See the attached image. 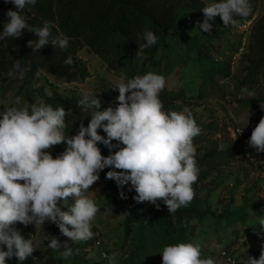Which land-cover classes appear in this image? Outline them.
Segmentation results:
<instances>
[{"label":"rangeland","instance_id":"obj_1","mask_svg":"<svg viewBox=\"0 0 264 264\" xmlns=\"http://www.w3.org/2000/svg\"><path fill=\"white\" fill-rule=\"evenodd\" d=\"M262 15L259 9L252 20L237 19L236 26L228 27L216 16L210 21L211 32H204L198 26L204 20L203 13L183 9L177 18L178 30L160 39L157 55L138 57L122 74L126 79L128 71L135 75H162L166 80L163 90L183 93L172 108L164 111L188 108L205 136V143L198 144L196 150L202 145L211 148L223 144L234 154L231 160L212 167L197 165L200 171L193 185L195 197L175 213L170 214L162 200L154 205L134 199L141 213L161 208L163 214H170V230L131 221L136 211L131 196L136 193L130 183L122 188L116 181L110 183L103 176L105 168L99 173V181L86 193L99 205L92 222L93 238L72 243L54 223L46 222L42 228L29 224L26 227L37 245L36 264H109L105 253L117 254L115 264H162L165 246L188 242L199 246L202 258L223 264H243L249 256L259 259L264 248V229L260 224L264 219V153L249 147L248 140L264 116V76H257L254 82L247 76L252 70L248 54L251 29ZM79 57L81 74L70 83L57 81L43 71L24 73L23 78L18 73L0 74V111L14 106L17 96L21 97L20 106L37 103L47 95L46 90L80 99L85 93L94 96L108 89L118 90L115 87L121 75L88 48L81 50ZM245 89L255 95L248 96ZM238 130H243L240 135ZM234 133L239 135L235 140ZM121 191L126 199L120 197ZM59 206L62 211L67 210L62 201ZM236 212L241 215L227 218ZM174 214L182 216L183 223ZM184 223L187 227L182 229ZM44 234L57 237L62 244L68 242L75 254L62 259L47 247L48 241L42 240Z\"/></svg>","mask_w":264,"mask_h":264},{"label":"clouds","instance_id":"obj_2","mask_svg":"<svg viewBox=\"0 0 264 264\" xmlns=\"http://www.w3.org/2000/svg\"><path fill=\"white\" fill-rule=\"evenodd\" d=\"M4 2L14 4L17 10L7 11L0 41L19 38L27 29L38 38L28 41L34 52L48 44L60 49L68 47L70 37L58 28L54 36L53 23L46 21L37 28L28 25L22 13L30 10L29 6H34L37 0ZM201 10L204 20L198 26L204 32H211L210 21L216 16L228 27L239 23L237 17L246 18L252 12L249 0H213ZM138 38L144 43L139 44L135 57L142 56L145 49L158 42L152 31H145ZM64 63L73 64L72 57ZM14 72L23 78L19 60L9 75ZM165 86L166 80L160 74L148 72L131 79L121 75L115 87L119 92L117 105L102 111L97 96L85 93L78 106L82 111L94 109L92 118L87 127L81 123L78 134L72 137L64 132L70 109H54L43 100L20 106L21 97L17 96L14 106L0 111V246H4L0 247V264L13 257L25 261L37 250L32 238H25L13 227L17 223L41 228L46 222L54 223L72 243L93 238L92 222L99 205L86 193L99 181V173L105 168L119 170L108 171L106 178L116 181L121 188L130 183L137 203L155 205L162 200L170 214L191 203L200 171L194 138L201 129L188 108L164 111L160 93ZM243 91L248 96L255 95L247 89ZM46 94L52 96L48 90ZM98 129L106 133V138ZM242 131L238 130L239 135ZM239 135L234 133V140ZM112 141L123 146L103 156L98 143L112 149L118 146ZM61 143H66V148L54 158L51 149ZM248 145L257 153H264V116L252 130ZM120 197L127 198L123 191ZM70 199L74 201L71 204ZM61 201L67 211L61 210ZM260 224L264 229V219ZM42 240H47V247L62 259L75 254L68 242L62 244L55 236L44 234ZM116 255L105 253L104 258L115 264ZM161 255L162 264H223L213 258H202L199 246L191 242L167 245ZM243 264H264V248L259 259L249 256Z\"/></svg>","mask_w":264,"mask_h":264},{"label":"trees","instance_id":"obj_3","mask_svg":"<svg viewBox=\"0 0 264 264\" xmlns=\"http://www.w3.org/2000/svg\"><path fill=\"white\" fill-rule=\"evenodd\" d=\"M252 12L249 17L236 19L252 20L259 9L262 10V17L251 29L248 54L252 64V70L247 78L255 81L259 75L264 76V0H249ZM203 0H37L34 6H29L30 10L25 9L23 15L27 17V23L31 28L42 27L44 22H51L56 27L53 28V35H57L56 29L70 37L68 47L65 49L54 48L51 44L33 51L28 46V41L37 40L33 32L25 29L19 38H9L0 41V74H9L13 71L14 64L19 60L24 73L37 74L41 71L52 75L57 81L66 83L77 80L82 71L79 52L88 48L92 53L99 57L111 70L122 75L125 70L133 65L138 57L136 53L139 44L144 43L141 37L145 31H152L157 37L158 42L145 49L143 55L153 58L157 55L160 48V39L171 31H177L179 24L177 18L183 9L194 13H203L205 6ZM11 9L16 11L14 4L0 2V32L7 20L6 13ZM225 27V26H224ZM204 51V50H203ZM199 53H202L201 51ZM72 57L73 64L67 65L64 61ZM140 57V56H139ZM122 60L124 63L122 64ZM16 73V72H14ZM146 74L141 72V75ZM136 75L128 71V78ZM118 90L108 89L103 93L95 94L101 101V108L104 110L109 106L115 107L118 103ZM183 96L182 92H167L162 90L160 99L164 105V110L174 106L175 100ZM43 101L51 105L54 109L64 107L66 111L71 110V115L65 117L64 132L67 137L78 134L80 125L83 123L88 126L94 109L83 110L78 106L80 98H65L57 92L52 96L44 95ZM98 133L105 136L102 129ZM205 143V136L200 133L194 138V145ZM113 145H118L117 141H112ZM221 145L223 147H221ZM118 145L109 149L103 143H98L103 156H108L118 150ZM66 143H61L51 149V154L55 158L64 152ZM234 157L230 148L223 144H218L211 148L202 145L196 150V164L205 166H215L219 163L229 161ZM108 171H119L114 168H107L103 173L106 178ZM107 179V178H106ZM110 183L114 180L107 179ZM131 196V202L136 211L131 219L134 223L155 224L170 230L172 216L163 214L161 208L155 211L141 213L138 205ZM70 204L73 203L71 199ZM67 211V210H66ZM150 213V214H149ZM149 214L150 216H147ZM190 216V212L186 213ZM170 215V216H169ZM240 216L241 212L230 214ZM176 220L183 223L182 216ZM56 225V224H55ZM57 226V225H56ZM25 238H32L30 230L23 224L17 223L13 226ZM182 229L187 227L182 224ZM170 233V231H169ZM4 247V246H0ZM6 250V248H5ZM227 249L223 250L226 256ZM6 264H36V251L32 257L25 261H18L13 257L6 260Z\"/></svg>","mask_w":264,"mask_h":264},{"label":"built area","instance_id":"obj_4","mask_svg":"<svg viewBox=\"0 0 264 264\" xmlns=\"http://www.w3.org/2000/svg\"><path fill=\"white\" fill-rule=\"evenodd\" d=\"M229 260V262H231V259H228Z\"/></svg>","mask_w":264,"mask_h":264}]
</instances>
